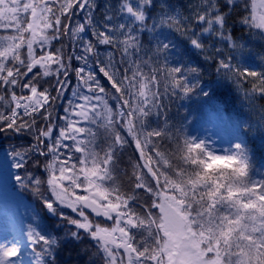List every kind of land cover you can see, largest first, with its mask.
<instances>
[{
	"label": "snow or ice",
	"instance_id": "snow-or-ice-1",
	"mask_svg": "<svg viewBox=\"0 0 264 264\" xmlns=\"http://www.w3.org/2000/svg\"><path fill=\"white\" fill-rule=\"evenodd\" d=\"M97 7L0 0V28L11 31L0 35V136L21 141L0 150V190L15 181L39 203L26 229L0 240V264H61V252L85 240L102 264H264V106L237 120L223 154L185 131L220 115L192 52L220 80L250 84L251 105L264 98V0H199L188 15L119 0L100 21ZM100 46L114 50L104 61ZM70 73L82 91L57 117ZM170 97L204 98L175 132L149 121ZM130 143L139 161L125 190Z\"/></svg>",
	"mask_w": 264,
	"mask_h": 264
},
{
	"label": "trees",
	"instance_id": "trees-1",
	"mask_svg": "<svg viewBox=\"0 0 264 264\" xmlns=\"http://www.w3.org/2000/svg\"><path fill=\"white\" fill-rule=\"evenodd\" d=\"M119 0H96L97 4V11L93 14L96 16L97 20L101 19L98 15L103 14L105 11V7L108 5L115 6L117 5ZM199 0H158V3H167L171 5L172 9L175 11L180 12L182 15H188L191 12V6L195 3H198ZM159 11V8L156 9ZM238 15V14H233ZM84 22V14L81 13L78 16L73 17V22ZM237 29L240 28V25H235ZM3 31L0 30V35H2ZM7 34H11V31H7ZM241 34L237 32V35ZM177 42L181 45V47H185V43L183 37H181L178 33L175 34ZM65 44V51L71 50V41L69 37H64L63 40ZM55 46H59L58 42H54ZM259 44V43H258ZM100 54L105 50H111L114 52L113 49L108 48L106 46H100L99 48ZM193 60H198L201 63L202 71L204 73V79L202 81L203 86L206 89H215L216 96L214 97V102L216 106L220 108V112L226 114L227 117H236V119H244L251 117L255 120V115L252 114V108L255 107L259 109L260 107L264 106V98L257 97L255 100V105H251L248 100L244 97V89L250 87V84H246L243 88H238L235 84H232L227 81L220 80L216 74L214 69L210 68L207 64L203 63V59L198 57L195 52L191 53ZM117 59L119 56L117 55ZM75 63V62H74ZM92 69L97 72L98 78L101 80L102 83L107 86V82L103 78L101 74H99L98 69L95 65L92 66ZM76 79L74 73H70V82L68 86L65 88L64 92L60 96V98L56 101V112L55 115L57 117L66 115L63 111L64 107H68V100L73 95L75 86H76ZM53 94L55 92L53 91ZM204 98H200V100H181L177 97H170V98H162L163 100V111L157 117L155 115L149 117V121L152 127H160L164 126L165 120L168 122L169 128L175 132L178 128H180L182 123L183 116L188 112L190 107H193L197 104H201ZM111 103H115L114 101ZM2 110V109H0ZM60 124H63V121H59ZM192 124L187 125L185 131L189 126ZM94 127V126H93ZM126 135V133H124ZM30 137H26L25 140H30ZM130 139V138H129ZM19 144L21 143L20 140H15L11 138H5L4 136H0V150H7L10 148L12 144ZM161 147H171L169 142L165 139L161 145ZM139 161L138 153L134 149V145L131 143L127 146L121 154V167L126 171V175L121 177L122 186L125 190H130V186L132 183V164ZM259 167V164L257 165ZM37 175H42V169L36 173ZM13 183V188L15 191L20 193L24 196L27 201L30 203L32 209L36 212L39 210V203L33 197L30 192H24L19 189L18 186H15V181ZM156 211V210H154ZM65 212L69 215H74L70 212V210H65ZM92 242L91 241H83L79 245H69L68 249L61 252L60 259L61 264H102L98 257L91 256V250H89V246Z\"/></svg>",
	"mask_w": 264,
	"mask_h": 264
},
{
	"label": "rangeland",
	"instance_id": "rangeland-1",
	"mask_svg": "<svg viewBox=\"0 0 264 264\" xmlns=\"http://www.w3.org/2000/svg\"><path fill=\"white\" fill-rule=\"evenodd\" d=\"M94 17L96 21H100V19L97 20L95 15ZM98 17L101 18V15H98ZM0 30L5 32L2 35H8L4 29L0 28ZM256 42L260 43L259 41ZM109 52L112 51L105 50L100 54L101 61L106 60ZM87 70L91 71L93 69L91 67ZM75 83L74 91H82L79 82L76 80ZM69 101L73 103L77 102L74 95L69 98L68 105ZM220 113L222 114L219 117L214 118L210 122L201 121L190 125L186 130L187 134L204 139L217 154H223L224 149L231 147L230 141L233 138L235 124L237 122L236 117H227L223 112ZM33 214L34 212L31 210L26 199H23L21 194L14 191L13 188L9 189L7 195L0 190V240L3 239L6 232L8 234H19L21 228L26 229Z\"/></svg>",
	"mask_w": 264,
	"mask_h": 264
},
{
	"label": "water",
	"instance_id": "water-1",
	"mask_svg": "<svg viewBox=\"0 0 264 264\" xmlns=\"http://www.w3.org/2000/svg\"><path fill=\"white\" fill-rule=\"evenodd\" d=\"M107 223H110V221H108Z\"/></svg>",
	"mask_w": 264,
	"mask_h": 264
}]
</instances>
